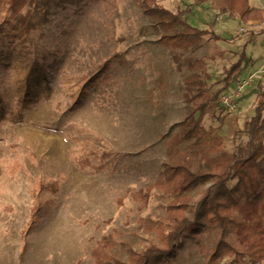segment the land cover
<instances>
[{"label":"rangeland","instance_id":"obj_1","mask_svg":"<svg viewBox=\"0 0 264 264\" xmlns=\"http://www.w3.org/2000/svg\"><path fill=\"white\" fill-rule=\"evenodd\" d=\"M249 2L264 6V0ZM160 3L176 13L194 2ZM189 22L213 32L185 55L206 61L209 94L226 87L240 56L242 72L259 73L237 113L227 114L217 101L201 118L204 139L215 131L234 153L250 142L245 126L264 89V20L243 22L210 1ZM157 39L133 0H89L60 11L43 30L38 53L52 95L39 97L23 123L0 121V264H94L92 251L104 236L116 239L109 252L122 259L123 243L134 249L147 243L140 219L162 216L164 199L156 190L140 212L128 191L159 179L166 143L185 114L184 80L191 74L179 71ZM11 77L0 64V97L8 109L18 93ZM31 88L40 95V86ZM205 194L194 191V202ZM178 264H204V256L188 242Z\"/></svg>","mask_w":264,"mask_h":264},{"label":"trees","instance_id":"obj_2","mask_svg":"<svg viewBox=\"0 0 264 264\" xmlns=\"http://www.w3.org/2000/svg\"><path fill=\"white\" fill-rule=\"evenodd\" d=\"M88 1L0 0V64L12 71L11 84L18 92L12 109L0 97V121L21 124L39 97L50 98L51 84L38 53L42 32L57 13L81 9ZM133 1L179 71L187 69L191 74L184 80L185 114L166 143L159 179L144 189L128 191L140 212L149 206L155 191H160L163 215L140 219L148 241L140 249L123 243L126 259L110 254L118 244L113 236L100 238L92 251L94 264H178L188 242L200 248L204 264H260L264 262V89L257 95L255 116L245 126L250 142L229 153L215 131L204 139L201 118L232 90L243 74L244 56L227 72L226 87L211 95L206 61L185 55L213 34L189 22L203 3L212 1L221 14L246 23L264 20V10L252 7L249 0H193V5L172 13L160 0ZM32 84L41 87L40 95L33 93ZM196 190L206 194L195 203Z\"/></svg>","mask_w":264,"mask_h":264},{"label":"built area","instance_id":"obj_3","mask_svg":"<svg viewBox=\"0 0 264 264\" xmlns=\"http://www.w3.org/2000/svg\"><path fill=\"white\" fill-rule=\"evenodd\" d=\"M239 32H244V29L239 28ZM258 75V72L252 70L246 71L236 79L234 88L229 93L221 96L219 104L227 114L237 113L240 108V101L243 97L244 90L253 85L258 79Z\"/></svg>","mask_w":264,"mask_h":264},{"label":"crops","instance_id":"obj_4","mask_svg":"<svg viewBox=\"0 0 264 264\" xmlns=\"http://www.w3.org/2000/svg\"><path fill=\"white\" fill-rule=\"evenodd\" d=\"M251 6H252V7H256V8H261V9H263V8H264V6H261V7H260V6H259V7H257V6H254L252 3H251ZM244 73H245V72H243V74H244ZM261 78H262V77H260V80H262ZM258 93H259V92H258ZM258 93H256V94L258 95ZM257 95H256V96H257Z\"/></svg>","mask_w":264,"mask_h":264}]
</instances>
